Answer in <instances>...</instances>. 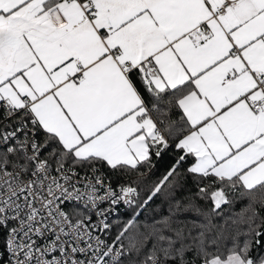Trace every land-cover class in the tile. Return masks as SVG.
I'll return each instance as SVG.
<instances>
[{
	"label": "snow or ice",
	"instance_id": "6c2138e0",
	"mask_svg": "<svg viewBox=\"0 0 264 264\" xmlns=\"http://www.w3.org/2000/svg\"><path fill=\"white\" fill-rule=\"evenodd\" d=\"M0 264H264V0H0Z\"/></svg>",
	"mask_w": 264,
	"mask_h": 264
},
{
	"label": "trees",
	"instance_id": "16d2710c",
	"mask_svg": "<svg viewBox=\"0 0 264 264\" xmlns=\"http://www.w3.org/2000/svg\"><path fill=\"white\" fill-rule=\"evenodd\" d=\"M238 207V206H237Z\"/></svg>",
	"mask_w": 264,
	"mask_h": 264
}]
</instances>
